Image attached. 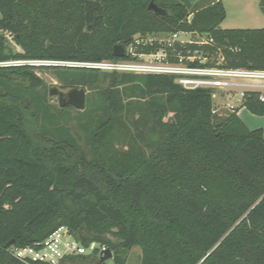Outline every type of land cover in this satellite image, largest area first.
Instances as JSON below:
<instances>
[{"label": "trees", "instance_id": "1", "mask_svg": "<svg viewBox=\"0 0 264 264\" xmlns=\"http://www.w3.org/2000/svg\"><path fill=\"white\" fill-rule=\"evenodd\" d=\"M226 16L221 0H0V29L22 49L0 33V264H48L12 250L61 226L87 247L110 248L114 264L136 246L142 264H264V128L250 129L236 109L219 113L213 89L185 88L175 74L43 63L122 61L131 56L115 46L127 49L138 33L183 31L213 38L203 48L227 67L264 69V27L222 28ZM37 70L92 91L86 107L51 103ZM259 94L247 91L242 104L264 115ZM98 250L62 264H106Z\"/></svg>", "mask_w": 264, "mask_h": 264}, {"label": "built area", "instance_id": "2", "mask_svg": "<svg viewBox=\"0 0 264 264\" xmlns=\"http://www.w3.org/2000/svg\"><path fill=\"white\" fill-rule=\"evenodd\" d=\"M0 33H3L8 41L17 45L10 31L0 29ZM182 33L187 32H174L175 39L166 40L164 43L150 37V34L143 36L138 33L134 36V42L126 49V53L131 56L130 59L92 63L63 62L62 64L84 65L110 70L175 74L178 76V82L188 89L211 88L214 90V96H216V89H228L237 86L242 88L240 91L241 98L245 96L247 91H257L260 93L259 99L264 101V69L227 67L225 66V58L222 53L219 52L213 57L212 53L203 48L204 46L212 45L214 43L213 38L203 37L198 34L200 40H182L178 37ZM154 41L162 44L158 51L152 53L138 52L140 45L153 44ZM177 42L182 45L195 42L200 47L188 49L186 53L177 52L174 47ZM168 48L174 51L173 55L169 54ZM138 57H151L153 61L159 59L161 62L145 63L135 61ZM171 57L177 60L172 61L170 60ZM26 62L13 61L15 64ZM195 62H199V65H193ZM96 248L99 249L98 254L101 257L108 247L97 243H92L87 247L73 236L67 226H61L43 242H39L35 246L15 247L12 252L25 263L41 261L48 264H62L69 257L87 255L93 253Z\"/></svg>", "mask_w": 264, "mask_h": 264}, {"label": "rangeland", "instance_id": "3", "mask_svg": "<svg viewBox=\"0 0 264 264\" xmlns=\"http://www.w3.org/2000/svg\"><path fill=\"white\" fill-rule=\"evenodd\" d=\"M149 36L154 38V39H157L159 42H163V43L166 40L169 41L171 39H175L174 33H166V32L165 33L150 34ZM201 36L206 37V34H204V35L201 34ZM178 37L180 39H182V40H191V41L200 40V38L198 37V34H195V33H192V32L179 34ZM193 43H195V42H193ZM9 45L15 51H21L22 50L19 45H15V44L11 43L10 41H9ZM167 51L169 52V50H167ZM206 51L212 53L209 49H206ZM169 54L173 55L174 51L169 52ZM212 55H214L213 57L216 56V54H214V53H212ZM135 61L145 62V63H151V62L159 63V62H161V60H159V59L153 61V58H151V57H142V58L138 57V59L135 60ZM28 62L35 63V64L39 63V62H36V61H28ZM51 62L58 63V64H62L63 63V62H54V61H50V62H47V63H51ZM103 62H108V61H103ZM99 69H101L102 71H122V72H126V73L127 72L144 73V72H137V71H132V70H110V69H105V68H99ZM37 73L45 82L46 90L48 92V100L51 103H53V104L59 105V95L58 94H51L52 88L53 87H57L60 91H67L69 87L66 86V84H64L63 82H61L56 77V75L50 70H37ZM177 81H178V78H177ZM85 89H86V91L89 94H92V91H90L88 88L85 87ZM241 89H242L241 87H237V86L232 87V88H228V89H216V92L218 93L215 96V108H216V110L219 113L225 114L228 111V109L221 108L223 106V103L221 102V99H222L221 96H224V98L225 97H229L230 99H234L236 97V94L240 95ZM227 95H229V96H227ZM126 98L128 99V97H126ZM72 112L74 114L77 113L74 110H72ZM71 127H72V131H73L75 137L77 138L79 146L86 153L87 158L91 159V157H92L91 146L86 143V140L84 138L85 137L84 134L80 131V129H79L77 124L73 123ZM112 238L115 241L117 240L114 237H112ZM87 255H89V254H87ZM141 256H142L141 248L139 246L134 247L132 249V251H130V253L128 255V263L127 264H142ZM113 259L107 260L106 264H114V260ZM65 264H75V263L71 262V261H67Z\"/></svg>", "mask_w": 264, "mask_h": 264}, {"label": "crops", "instance_id": "4", "mask_svg": "<svg viewBox=\"0 0 264 264\" xmlns=\"http://www.w3.org/2000/svg\"><path fill=\"white\" fill-rule=\"evenodd\" d=\"M165 2L172 0H163ZM189 3L194 8L205 7L219 0H178ZM226 8V19L222 22V28H263L264 9L262 0H221ZM218 94V93H217ZM229 96V95H227ZM223 106L228 110H238V115L250 129L264 128V115L252 113L242 104V98L236 94L234 99L221 96Z\"/></svg>", "mask_w": 264, "mask_h": 264}, {"label": "water", "instance_id": "5", "mask_svg": "<svg viewBox=\"0 0 264 264\" xmlns=\"http://www.w3.org/2000/svg\"><path fill=\"white\" fill-rule=\"evenodd\" d=\"M149 9L155 11L159 15H166L168 11L163 7L159 6L155 1H151L149 5ZM114 52L117 56H125L126 49L123 45L118 44L114 48ZM51 94L59 95V104L62 107L72 105L73 107L83 110L86 107V97L87 91L84 87L81 86H72L69 87L67 91H60L57 87H53L51 90ZM15 243V240H11L7 243L6 246H11ZM114 254L110 248H107L103 255L101 256V261L106 262L109 259H113Z\"/></svg>", "mask_w": 264, "mask_h": 264}]
</instances>
